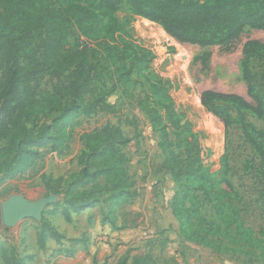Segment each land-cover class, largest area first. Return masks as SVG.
<instances>
[{"label":"trees","instance_id":"trees-1","mask_svg":"<svg viewBox=\"0 0 264 264\" xmlns=\"http://www.w3.org/2000/svg\"><path fill=\"white\" fill-rule=\"evenodd\" d=\"M122 4L176 41L200 47L229 48L245 28L264 30V0H0V184L31 170L43 158L42 147L57 154L67 151V127L79 116L115 113L107 97L138 74L148 85L138 105L163 155L157 169L168 172L176 184L170 209L179 236L243 264L264 261V228L254 231L246 224L250 204L228 179L224 158L220 169L211 166L202 132L177 111L170 82L144 73L154 56L129 23L113 17ZM241 53L251 101L237 93L205 89L200 103L225 127L236 113L243 138L259 159L256 199L264 203V89L256 87V82L264 84V73L258 77L250 66L252 58H264V42L248 39ZM210 55L205 51L195 60L205 64ZM44 76L50 81L48 90L38 85ZM246 112L263 126L255 127ZM80 138L84 149L77 171L41 174L45 196L61 198L48 205L33 226L40 249L48 239H65L50 217L59 215L71 223L73 214L98 206L100 222L120 230L125 226L116 223L118 211L138 197L124 151L132 138L110 123ZM66 240L71 244L54 249L56 254L73 255L80 240ZM132 250L128 248L117 264H173L159 263L149 251ZM0 260L28 264L32 255H22L12 242H1Z\"/></svg>","mask_w":264,"mask_h":264},{"label":"rangeland","instance_id":"rangeland-1","mask_svg":"<svg viewBox=\"0 0 264 264\" xmlns=\"http://www.w3.org/2000/svg\"><path fill=\"white\" fill-rule=\"evenodd\" d=\"M113 17L120 22L129 23L133 27L135 37L153 54L150 67L144 73L151 78H162L170 82L169 94L177 111L193 124L194 130L202 132L201 142L204 148L210 150L211 166L215 170L220 169L222 161L219 160L224 158L227 163L228 179L235 190L250 204L246 224L254 231L264 228V203L256 199L255 188L259 159L245 142L236 113L233 112V121L225 127L200 103V93L205 89L237 93L251 101L242 78L241 48L248 39L264 42V30L245 28L229 48L200 47L176 41L157 23H150L143 17L133 15L126 4H122L113 13ZM205 51L211 53L205 64L201 60H195L196 56ZM250 66L259 77L264 73V58H252ZM133 80L134 82L122 87L121 91L113 92L107 97L115 106V113L97 112L89 116H79L67 127L70 132V145L67 151L57 154L51 151L49 146L42 147L43 158L31 170L17 177L14 185L0 186V243L12 242L18 246L22 254L26 241L24 227L34 226L38 222L35 218L27 217L11 226L3 223L1 206L12 195L11 191L22 192L29 200L44 197L41 174L66 176L77 171L79 169L77 158L84 149V142L80 137L110 123L118 125L132 138L124 147V151L129 158L127 167L134 180L138 197L131 205L118 211L116 223L125 228L117 231L110 228L111 232H114L111 236L103 230L98 232L97 235L101 238L99 241L104 245L98 248L94 255L92 252L85 255L79 253L70 259L64 258L62 254L53 256L45 254L30 264H117L118 259L128 248L133 249V253L149 251L159 263L243 264L230 255L214 253L209 248L198 246L179 236V224L170 209L176 184L168 172L157 169L163 159L157 145V134L153 131L145 112L138 105V100L144 97L148 85L144 77L138 74H133ZM38 85L40 89L48 90L50 88L48 77L40 79ZM256 87L263 90L264 84L256 82ZM151 105L154 106V103L151 102ZM246 118L257 128L263 126V122L251 112H246ZM214 161H217L215 165L211 163ZM56 196L55 202L61 198V195ZM91 211L97 218L100 208L97 206ZM84 217L81 215L73 218L68 227L63 226L65 222L63 223L61 216L55 215L50 218L58 229L66 231L69 229L79 234L78 239L81 243L86 233ZM80 243L77 245L80 246ZM70 244L61 242L59 245L55 244L54 248ZM50 248L51 246H47L45 251ZM253 264H264V261L256 259Z\"/></svg>","mask_w":264,"mask_h":264},{"label":"crops","instance_id":"crops-1","mask_svg":"<svg viewBox=\"0 0 264 264\" xmlns=\"http://www.w3.org/2000/svg\"><path fill=\"white\" fill-rule=\"evenodd\" d=\"M17 177L15 178H11V179H7L6 181H4L0 186H9L11 184H13L14 182L16 183L17 182ZM14 185V184H13ZM44 188V187H43ZM19 194V195H23L25 197H27L24 193L22 192H19V191H16L14 190V192L11 191V194ZM97 207V206H96ZM95 207H92V208H87L85 210H83L80 214L78 215H75L73 214L72 216V220L73 218L75 217H79L81 215H84L85 217V220L83 221V224L85 223L86 227L84 230H86L85 232V236H84V241L83 243L81 242L80 243V246L77 245L75 246V251L73 253L72 256H65L63 255L64 258H70V259H73V257L76 256V254H89L92 252V255H94V253H97V249L98 248H102V246L104 244L100 243V236L97 235V233L101 232L102 230L103 231H106V233L113 235L114 232H111V229L113 231H117L116 229H113L110 225L108 224H104V223H101L100 222V213L97 212L98 214V217L96 218L97 215H93L92 214V211L91 210H94ZM88 217L90 218L89 221H91L89 223L88 221ZM92 219V220H91ZM65 221L63 220V223ZM68 224L70 223H66L65 222V225H63L64 227H68ZM106 225V226H105ZM25 228V236H26V241H25V247L22 249V255H27V254H30L32 255V260L28 263H32L35 259L39 260L41 257H43L45 254L47 256H53V255H58L55 253L54 251V247H55V244L56 245H59V243L51 240V239H48L46 241V245H45V248H47V246H51L50 249L46 250L45 251V248L43 249H40L38 248L37 244H36V233H35V230L33 228V226H30V227H24ZM111 228V229H110ZM58 229V228H57ZM65 237L64 240H62L61 242H68L66 239L68 238H78L79 237V234H76L75 232H71L69 229H67V231L65 229H58ZM122 230V229H120ZM102 238L105 239L104 236H102ZM69 243V242H68ZM70 244V243H69ZM63 247H68L66 245H62ZM0 264H2L1 260H0Z\"/></svg>","mask_w":264,"mask_h":264},{"label":"water","instance_id":"water-1","mask_svg":"<svg viewBox=\"0 0 264 264\" xmlns=\"http://www.w3.org/2000/svg\"><path fill=\"white\" fill-rule=\"evenodd\" d=\"M56 197V194H49L38 200H29L23 195L12 194L1 206L3 223L11 226L27 217L40 221L43 210L54 203Z\"/></svg>","mask_w":264,"mask_h":264},{"label":"bare ground","instance_id":"bare-ground-1","mask_svg":"<svg viewBox=\"0 0 264 264\" xmlns=\"http://www.w3.org/2000/svg\"><path fill=\"white\" fill-rule=\"evenodd\" d=\"M146 20V19H145Z\"/></svg>","mask_w":264,"mask_h":264}]
</instances>
